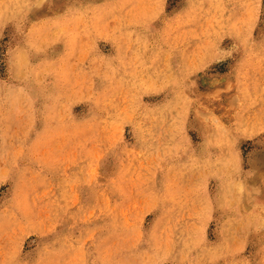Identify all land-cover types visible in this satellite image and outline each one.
Segmentation results:
<instances>
[{
	"label": "rangeland",
	"instance_id": "rangeland-1",
	"mask_svg": "<svg viewBox=\"0 0 264 264\" xmlns=\"http://www.w3.org/2000/svg\"><path fill=\"white\" fill-rule=\"evenodd\" d=\"M0 264H264V0H0Z\"/></svg>",
	"mask_w": 264,
	"mask_h": 264
}]
</instances>
